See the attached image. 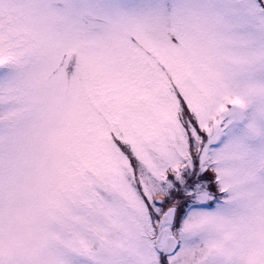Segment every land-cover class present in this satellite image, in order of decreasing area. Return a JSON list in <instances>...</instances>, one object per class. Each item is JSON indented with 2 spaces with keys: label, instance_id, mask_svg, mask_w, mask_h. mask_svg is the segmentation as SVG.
<instances>
[{
  "label": "snow or ice",
  "instance_id": "6c2138e0",
  "mask_svg": "<svg viewBox=\"0 0 264 264\" xmlns=\"http://www.w3.org/2000/svg\"><path fill=\"white\" fill-rule=\"evenodd\" d=\"M0 264H264V0H0Z\"/></svg>",
  "mask_w": 264,
  "mask_h": 264
}]
</instances>
